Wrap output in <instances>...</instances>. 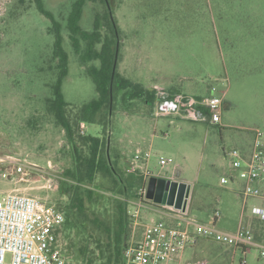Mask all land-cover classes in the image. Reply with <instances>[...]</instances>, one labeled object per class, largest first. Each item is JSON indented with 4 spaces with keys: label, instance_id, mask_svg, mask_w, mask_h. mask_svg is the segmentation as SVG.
I'll return each instance as SVG.
<instances>
[{
    "label": "rangeland",
    "instance_id": "374dc122",
    "mask_svg": "<svg viewBox=\"0 0 264 264\" xmlns=\"http://www.w3.org/2000/svg\"><path fill=\"white\" fill-rule=\"evenodd\" d=\"M73 1L43 0L62 26L68 72L61 92L71 120L97 97L86 67L99 64H82L73 51L65 28ZM110 10L119 28L118 72L146 89L191 96L207 94L213 85L216 95L225 91L220 122L156 118L150 102L116 90L109 109L104 107L97 116L102 123L80 121L78 133L106 139L111 160L123 172L140 176L146 169L151 176L170 177L174 168L180 169L178 179L191 184V218L210 223L217 214L215 227L228 231L241 220L264 227L251 215L252 205L262 201L243 199L244 180L223 152L245 149L253 129L264 132V0H85L80 26L90 31L96 22L105 23L101 32L112 37ZM50 26L33 0H0V156H13L29 170L24 179L0 177V192L18 188L54 203L65 217L56 246L66 264H85L87 259L97 264L110 250L105 227L116 225L118 194L113 195L109 180L98 175L94 183L100 196L87 201L85 214L75 215L77 225L66 221L68 196L60 187L73 160L65 130L47 108L58 74ZM82 123L84 133L79 130ZM138 151L141 156L150 152L148 160H136ZM131 162L137 166L134 172L129 171ZM222 176L228 182H221ZM131 198L123 197L128 225L121 235V251L142 238L144 225L152 219L167 221L157 209L130 204ZM136 210L138 217H131ZM181 258L202 264H238L245 258L246 264H264L257 248L243 254L206 235H195Z\"/></svg>",
    "mask_w": 264,
    "mask_h": 264
},
{
    "label": "built area",
    "instance_id": "2783aa9c",
    "mask_svg": "<svg viewBox=\"0 0 264 264\" xmlns=\"http://www.w3.org/2000/svg\"><path fill=\"white\" fill-rule=\"evenodd\" d=\"M215 91L213 85L209 87L207 94L200 96L158 89L151 102L152 115L156 118L172 116L218 124L225 91L221 96L216 95ZM85 128L82 123L80 132L84 133ZM223 152L225 156L232 158V166L238 169L244 180L241 191L243 199L251 197L262 201L260 205H252L251 215L264 223V132L258 128L253 129V139L245 149H223ZM149 157L150 152H145L143 156L140 151L135 154L136 160H148ZM160 164H165L163 158H160ZM136 168L135 163L131 162L129 171L134 172ZM16 175L24 179L29 175V170L24 164H18L13 156H0V177L14 178ZM140 176L142 182L137 188L135 205L157 209L165 214L167 221L152 219L145 224L142 238L124 246V264H202L197 261L183 262L181 258L186 246L195 242V235L212 237L241 249L243 254L257 248L258 256H264V237L256 239L250 225L241 220L235 230L228 231L215 227L217 214L210 223L191 218L188 211L190 192L187 197L184 196V208L175 207L174 204L155 203L146 197L150 172L143 169ZM171 177L173 175L167 178ZM220 180L228 182L223 176ZM230 180L234 181V177L230 176ZM131 217L137 218L138 210ZM63 222L64 214L52 202L20 192L18 188L0 192V264H66L56 246L58 230ZM238 264H246L245 258H240Z\"/></svg>",
    "mask_w": 264,
    "mask_h": 264
},
{
    "label": "trees",
    "instance_id": "16d2710c",
    "mask_svg": "<svg viewBox=\"0 0 264 264\" xmlns=\"http://www.w3.org/2000/svg\"><path fill=\"white\" fill-rule=\"evenodd\" d=\"M33 1L36 9L50 20L49 31L54 35L53 58L57 61L58 74L52 85L53 97L48 99L47 108L65 130L72 148L73 162L65 169L60 187L61 192L68 196L65 209L66 221L75 220L77 225L75 215L85 214L87 201L100 196L94 183L97 176L101 175L102 178L108 179V190L113 195L118 194L115 203L118 217L114 221L116 225L105 227L110 237L107 243L110 250L103 259L97 257L100 260L97 264H124L120 243L124 227L128 225V215L126 214V200L123 197H135V189L141 184L142 179L135 174L123 172L111 160L106 150V139L100 136L81 135L77 130L80 121L102 123L97 116L104 107L109 109L114 91L124 90L129 93L130 97L138 96L151 103L157 89H146L118 72L119 28L112 11L108 12V22L110 21L108 26L112 37L103 36L101 28L105 23L96 22L90 31L80 26L85 0H74L65 24L73 51L82 64L89 61H98L99 64L86 67L87 74L94 82L97 97L84 103L78 109L79 115L71 120L66 112L68 103L61 92L62 81L68 72V55L62 46V26L54 14L45 7L43 0ZM81 227L83 228V223L79 222V228ZM85 264L96 263L93 259H87Z\"/></svg>",
    "mask_w": 264,
    "mask_h": 264
},
{
    "label": "water",
    "instance_id": "95a60500",
    "mask_svg": "<svg viewBox=\"0 0 264 264\" xmlns=\"http://www.w3.org/2000/svg\"><path fill=\"white\" fill-rule=\"evenodd\" d=\"M115 67V63H114ZM179 169H175L173 177L150 176L147 181L146 197L155 203L174 204L175 207H185L190 192V183L178 179Z\"/></svg>",
    "mask_w": 264,
    "mask_h": 264
},
{
    "label": "crops",
    "instance_id": "0c3cea01",
    "mask_svg": "<svg viewBox=\"0 0 264 264\" xmlns=\"http://www.w3.org/2000/svg\"><path fill=\"white\" fill-rule=\"evenodd\" d=\"M167 92H170V93H173L171 90H167ZM208 92V91H207ZM205 95V94H204ZM175 169H178V168H174V171H175ZM179 171H180V169H179ZM136 197H132L131 198V200H128V202L130 203V204H135V202H136ZM260 227H262V229H261V231H260ZM251 228L253 229V231H254V234H257V236L259 237V238H256V239H261L262 237H264V227L263 226H257V225H253V226H251Z\"/></svg>",
    "mask_w": 264,
    "mask_h": 264
}]
</instances>
